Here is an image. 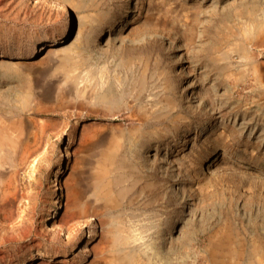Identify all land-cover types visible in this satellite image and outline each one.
Here are the masks:
<instances>
[{
    "label": "rangeland",
    "instance_id": "1",
    "mask_svg": "<svg viewBox=\"0 0 264 264\" xmlns=\"http://www.w3.org/2000/svg\"><path fill=\"white\" fill-rule=\"evenodd\" d=\"M1 59L0 264H264V0H2Z\"/></svg>",
    "mask_w": 264,
    "mask_h": 264
},
{
    "label": "bare ground",
    "instance_id": "2",
    "mask_svg": "<svg viewBox=\"0 0 264 264\" xmlns=\"http://www.w3.org/2000/svg\"><path fill=\"white\" fill-rule=\"evenodd\" d=\"M2 0H0L1 2ZM65 25L67 27H69L70 29H72V25H71V22L69 21H65ZM76 33L75 35V39H73L70 43V46L66 49H64L65 51L67 50H71V49H74L76 47V42L79 41L81 39V31L79 29H75V32ZM66 40V37H63L61 38L60 40L56 41L57 44H62L63 42H65ZM56 44V45H57ZM50 50H48L47 52V55L51 52H53V47H50L48 48ZM6 62L4 61V59H1L0 60V66L5 64ZM0 131L1 130V127H0ZM24 155L22 156L23 157V160L27 158V155L29 154L28 153V150L25 151V153H23ZM33 154V153H32ZM32 154H31V157H32ZM28 158H29V155H28ZM34 162V160H32ZM1 184V183H0ZM13 185V181H12V177H10L6 182H5V187L6 189L7 188H10L11 186ZM5 189V190H6ZM4 191H2L1 193V196H0V211L6 215L5 216V221H10L12 219L8 217V215L10 214V212L13 210L14 208V205L16 204V200H17V195L14 194V193H6ZM82 204H80L77 200L71 198L70 195H67V198H66V204H65V211H66V217L64 218V224L65 225H68V224H72V225H75L77 223H74L76 220H81V219H85L87 218L88 216V212H87V209L85 208H82L81 207ZM47 254H41V259L46 257ZM43 262H39V264H42Z\"/></svg>",
    "mask_w": 264,
    "mask_h": 264
},
{
    "label": "water",
    "instance_id": "3",
    "mask_svg": "<svg viewBox=\"0 0 264 264\" xmlns=\"http://www.w3.org/2000/svg\"><path fill=\"white\" fill-rule=\"evenodd\" d=\"M40 261L43 262L42 260H39V261H38V264H39ZM42 264H48V263H44V262H43ZM49 264H50V263H49Z\"/></svg>",
    "mask_w": 264,
    "mask_h": 264
}]
</instances>
